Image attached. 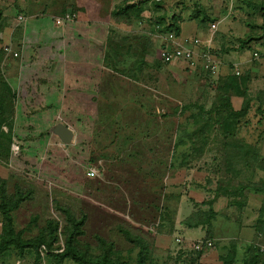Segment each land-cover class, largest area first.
Masks as SVG:
<instances>
[{"label": "rangeland", "instance_id": "rangeland-1", "mask_svg": "<svg viewBox=\"0 0 264 264\" xmlns=\"http://www.w3.org/2000/svg\"><path fill=\"white\" fill-rule=\"evenodd\" d=\"M43 1L48 7L61 1L63 11L68 4L77 19L78 4L70 5L75 0H34L35 7H29L33 0H0V179L8 194L17 188L25 193L11 212L14 228L29 238L50 219L57 223L54 246L62 250L66 220L58 205L86 216L78 240L92 254L100 253L101 237L133 264L137 245L121 228L144 241L160 263L187 264L176 252V237L182 236L186 244L212 241L202 249V262L219 264L233 251V264H264V0L199 4L206 22H216L221 31L223 51L242 56L243 62L235 63L239 74L227 60L216 75L180 61L163 62V41L149 38L150 25L121 22L108 7L93 40L80 43L91 64L81 63L75 73L86 72L85 80L66 72L61 49L68 37L38 36L35 27L53 31L50 20L67 11L48 13L46 21L22 32L25 21L19 16L28 15L26 8L31 16ZM193 1L185 6L187 14ZM92 14L103 15L96 9ZM231 17L249 28L243 37L226 36ZM105 31L108 43L134 44L122 50V62L106 64L102 58ZM249 37L243 54L246 49L238 45ZM232 73L237 84L230 81ZM245 102L246 111L238 114ZM213 106L219 107L217 113L208 112ZM203 121L207 130L198 134ZM125 130L147 136L148 143L137 149L119 144ZM1 221L0 213V231ZM0 264L55 263L45 253L37 262L32 252L18 257L12 251L0 254Z\"/></svg>", "mask_w": 264, "mask_h": 264}, {"label": "trees", "instance_id": "trees-1", "mask_svg": "<svg viewBox=\"0 0 264 264\" xmlns=\"http://www.w3.org/2000/svg\"><path fill=\"white\" fill-rule=\"evenodd\" d=\"M181 3V7L179 9V12L183 14L187 7V3L185 2H179ZM148 4V5H147ZM166 4V0H138V1H131V0H120L118 3L114 5V7L110 11L111 17H117L119 20L128 24H141L142 26L146 23L150 25V28L152 31L149 33V38L154 33H164L168 31H173L175 34L180 33V24L177 17H173L170 20H167L165 17L164 10L162 11L163 5ZM199 4H202L201 2H198V0L193 1L192 3V13L191 18H195L197 22L200 24H204L208 17H204L202 15V7H200ZM178 4L175 5V7ZM179 6V5H178ZM186 6V7H185ZM179 8V7H178ZM260 9L264 10V6L260 5ZM146 10L149 14L148 17L143 16V11ZM208 15L212 16L209 11H206ZM209 16V17H210ZM181 18V17H180ZM199 18V20H198ZM214 20V18H213ZM262 20H264V11H262ZM208 23V22H206ZM210 23V22H209ZM208 23V24H209ZM155 25L158 26V28H155ZM208 26V25H207ZM247 26V25H246ZM261 28H264V24L260 26ZM249 29V28H248ZM248 34V33H247ZM152 38V37H151ZM109 38L105 40V46L103 51V59L107 60L105 61L106 64L110 62V64L113 63H120L119 58H122V50H127L130 47H133V43H127L125 46L124 44H112L108 43ZM125 40H131L129 37H123L122 41ZM116 42V41H115ZM251 42V38H246L244 41H240V44L238 47L240 50L247 48L246 43ZM245 43L246 46L243 44ZM112 45H115L112 49ZM249 48V47H248ZM112 49V50H111ZM224 48H213L212 53L216 56L221 58ZM227 51V50H226ZM114 58L112 59V57ZM115 66V65H114ZM199 67V66H198ZM204 71V70H203ZM206 72V71H205ZM233 74V73H232ZM233 74V76L230 78V81L234 84H237V77ZM100 82V81H99ZM248 102L244 103V108L240 109V111H237L238 114H243L247 109ZM221 106V105H219ZM103 109V107H102ZM200 112L203 111L202 108H200ZM219 111L218 106H213L208 112H215L217 113ZM194 118L196 121H201V113H197L194 115ZM201 118V119H199ZM200 124V123H199ZM198 134L203 133V131L207 130L208 122H204L203 124L199 125ZM204 129V130H203ZM196 130V129H195ZM0 131L1 129V121H0ZM136 131V130H135ZM130 132V131H129ZM125 130V133H129ZM138 132V131H137ZM136 132L131 133L130 135H125L124 133H121L122 136H119L117 138V142L119 144H134L135 149L138 147V144H146L147 142V136H141L140 138H137L135 135ZM196 131H193L192 134H190V137L196 136ZM140 134V133H139ZM125 135V136H124ZM138 135V134H137ZM124 137V138H123ZM179 143H182L180 140L179 142H175L174 145L179 146ZM228 145V144H227ZM241 156L245 157V153H242ZM246 163V162H245ZM5 180L0 179V213L2 217L1 221V231H0V254L3 252L5 253H11L14 251L18 257H25L29 252H32L34 254L35 261H40V256L42 253H45L46 256L49 257L50 260L54 261L55 264H62L66 259L72 260L76 264H128L127 260L122 257L119 251L116 250L115 244H113L110 241H105L101 237H98V242L102 245H100V253L99 254H92L89 253L86 249H83L79 243L78 237L83 234V225L85 222V215L81 216H75L69 209L61 208L57 205L60 210L63 211V214L65 216L66 223L63 227V235H64V242H63V249L58 250L54 243L57 240V223L48 219L45 221L44 226H42L36 235L29 238H24L22 236L21 230H16L13 226V219L11 212L18 206V204L25 198V193L22 192L20 188H17V190L14 191L13 194H8L6 187H5ZM119 231L125 235V239L129 242L134 243V245H137V251L135 254V260L133 264H165L157 262L155 259L152 258L151 252L148 248V245L141 241L136 235H129L125 229L119 228ZM202 239V238H200ZM204 239V238H203ZM115 249V250H114ZM204 249V248H203ZM177 255L183 256L185 259V262L187 264H212V263H205L202 262L200 259L202 249L199 251H189L184 250L181 246H178L176 248ZM233 251L230 252V254H226L221 257V262L219 264H233Z\"/></svg>", "mask_w": 264, "mask_h": 264}, {"label": "crops", "instance_id": "crops-1", "mask_svg": "<svg viewBox=\"0 0 264 264\" xmlns=\"http://www.w3.org/2000/svg\"><path fill=\"white\" fill-rule=\"evenodd\" d=\"M119 1L120 0H111V2H107V0H102V3L99 0H83V1L75 0L73 2L71 1L70 5H72L71 3H74V4L77 3L78 4V5L77 4L76 5L79 8H77L76 10L73 9L75 12L77 10H79L78 12H76V15H78L77 19H74V17L71 18V14L73 11H71V10L67 11V10L71 9V7L68 6V4H66L67 2L65 3L66 4V6H65L66 10L65 11H67V12H65L62 10L64 7H62V5L60 4L61 1H58L60 3H57L54 6H50V7L46 6V4L43 1L42 5L40 6V9L39 8L37 9V7H36V9L32 13H30L31 16L29 15V12H28L31 9L26 8L25 11L27 12L28 15H26V17L21 16L22 17L21 20L25 21L22 32L24 33L26 31V29L28 30V29L32 28L33 26L39 24L40 22L43 23L44 21H46V19L48 17L47 16L48 13L53 15V16L59 15V12L61 13V11L65 12V14L69 13V16H70L69 19H63L62 23H60V24H57L55 22V20H53V21L50 20L51 21V27L54 28L53 31L48 30L50 28H48L47 26L45 28L42 26H40V28L38 26H35V27H36V30L38 31V36L42 35V34H47V33H43V32H51V34H50L51 37H56V38L62 37V36H66V38L68 37L67 41L63 44V49H61V50H63V54L67 55L66 64L68 63V70H66V72H67V74L73 75L74 79H81V80L89 79V77L86 76V75H88L86 72H80V73L77 72V74L75 73V70H78V68H79L78 65H80V67H81V65H82L81 63H83V65L86 63L91 64L90 63L91 61L89 62L90 59L85 61V59L83 57L84 53L81 52L82 49H81L80 43L83 42V44H84V43L90 42L89 41L90 38L93 40L92 37L95 34L94 30L98 27L99 28L101 27L99 22H100V19L103 16H105L104 14L106 12V9L108 7L112 9L114 7V5L116 3H118ZM194 1H196V0H194ZM177 2H184V3L186 2L188 4V0H166V4L163 5L162 11L164 10L165 17L167 18V20H170L172 18V16L175 18L176 17L178 18L180 16L181 18L179 17L178 19H180L179 24H180V34L181 35L189 36V37L198 36L204 40L208 39L209 34H210V30H209V24L210 23L208 24V26H204L203 24H200L199 22H197V20L195 18H191V16H188V15H191L190 14L191 12L189 14H187L188 12L187 13L183 12V14H181L179 12L180 8H178V5L175 7ZM198 2L202 3V0H198ZM35 6H36V3L33 0V5H31V6L29 5V7H35ZM55 6H57V7L53 8L54 10H52L50 12V10L52 9L51 7H55ZM82 6H83V8H82ZM87 7H88V9H91V10L89 11L87 9ZM95 9H96V11H98V13L102 11L103 15L94 16L92 14V11ZM111 9L108 11L109 15H110ZM170 10L172 11V13H169ZM223 11L221 10L220 12L223 13ZM146 12H147L146 10L143 11L144 17L149 16L148 13L146 15ZM65 14L62 13L61 16L65 15ZM216 14L219 15V13L213 12V15H216ZM90 16H92V18L95 17V19H90ZM55 17L59 18L57 16H55ZM49 18H51V17H49ZM226 21L228 23V28L231 29L229 31V33L226 34V36H228V37L230 36V39H233L236 37H243L242 34H246V32L248 31V27L245 24H242V26H241L240 21L236 17L235 18H233V17L228 18ZM30 24H32V25L30 26ZM137 25H138V23H137ZM139 26H142V25L139 24ZM42 29H43V31H42ZM46 30H48V31H46ZM100 31L101 30L99 29L98 32H100ZM106 31L102 32V36L104 35V38H103V41L101 42V44H103V45H105ZM150 31H152L151 28L149 31L146 32V34L149 35V33H151ZM214 33L215 34L212 36V39H211L212 46L214 48L221 49L222 44H223L222 42H220V40H222V38H223L221 36L222 33L219 29H216V31ZM240 33L242 36L240 35ZM152 35L155 37V39H160L159 37L156 36V34L153 33ZM102 36H101V33H98L96 40L98 39L99 41H101ZM249 45H250V43H249ZM244 49H246V50L242 51L243 54H245V52L248 51V48H244ZM218 59L221 62L222 68H223V64L226 63V60L232 62V64H235V63L239 64V63L243 62V59H242V56H240V53H237L235 51L224 52L222 57L221 58L218 57ZM75 75L79 76V77H76ZM62 78H64V77H62ZM83 83L86 84L85 82H83Z\"/></svg>", "mask_w": 264, "mask_h": 264}, {"label": "built area", "instance_id": "built-area-1", "mask_svg": "<svg viewBox=\"0 0 264 264\" xmlns=\"http://www.w3.org/2000/svg\"><path fill=\"white\" fill-rule=\"evenodd\" d=\"M69 17V13H66L62 17L56 18L55 22L60 24L63 19H69ZM19 18L21 19L22 17L19 16ZM216 26V22H210L209 38L205 40L198 36L189 37L183 36L180 33L175 34L173 31L164 33L156 32V36L163 41L159 47V58L165 63L180 61L184 62L189 67L199 66L209 75H216L219 71V67L221 66V62L218 57L212 53V49L214 47L212 46L211 39L216 31ZM155 28H158V26L155 25ZM253 56L254 58H257V52H254ZM234 68V72L239 74L236 65ZM93 172L94 171L91 170L90 174H93ZM176 242L178 246H181L184 250L186 249L189 251H199L212 245V241L209 239H195L186 244L185 238L182 236H177Z\"/></svg>", "mask_w": 264, "mask_h": 264}]
</instances>
